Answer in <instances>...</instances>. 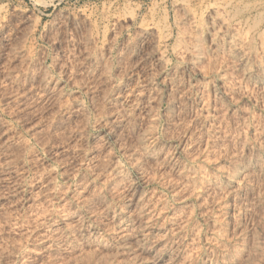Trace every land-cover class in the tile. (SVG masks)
Masks as SVG:
<instances>
[{
    "label": "rangeland",
    "instance_id": "374dc122",
    "mask_svg": "<svg viewBox=\"0 0 264 264\" xmlns=\"http://www.w3.org/2000/svg\"><path fill=\"white\" fill-rule=\"evenodd\" d=\"M0 264H264V0H0Z\"/></svg>",
    "mask_w": 264,
    "mask_h": 264
}]
</instances>
